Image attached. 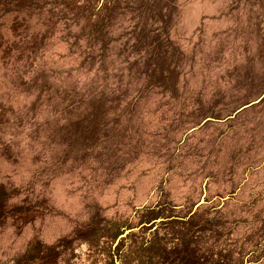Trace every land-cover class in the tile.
I'll list each match as a JSON object with an SVG mask.
<instances>
[{"label":"rangeland","instance_id":"rangeland-1","mask_svg":"<svg viewBox=\"0 0 264 264\" xmlns=\"http://www.w3.org/2000/svg\"><path fill=\"white\" fill-rule=\"evenodd\" d=\"M0 264H264V0H0Z\"/></svg>","mask_w":264,"mask_h":264}]
</instances>
